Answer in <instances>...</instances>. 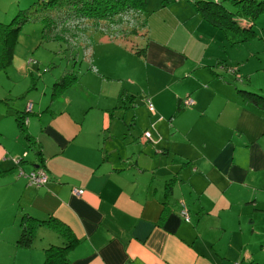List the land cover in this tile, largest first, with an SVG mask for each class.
I'll list each match as a JSON object with an SVG mask.
<instances>
[{"label": "crops", "instance_id": "obj_1", "mask_svg": "<svg viewBox=\"0 0 264 264\" xmlns=\"http://www.w3.org/2000/svg\"><path fill=\"white\" fill-rule=\"evenodd\" d=\"M148 58L158 65L157 80L144 95L117 63L110 76L96 72L103 87H89L82 75L58 95L46 97L45 83L27 88L20 102L5 97L0 175L10 215L3 216L0 244L13 252L7 264H46L44 245L52 243L68 245L63 264H226L219 233L254 230L247 220L264 206V108L236 95L244 79L230 81L219 69L211 70L215 77L195 71V60L189 64L154 42ZM186 95L193 104L176 111ZM28 103L25 127L33 144L11 114ZM28 163L45 167L44 184L28 183ZM20 212L55 217L70 234L53 227L37 232L44 239L40 256L32 242L15 244ZM7 224L15 228L4 229Z\"/></svg>", "mask_w": 264, "mask_h": 264}, {"label": "rangeland", "instance_id": "obj_2", "mask_svg": "<svg viewBox=\"0 0 264 264\" xmlns=\"http://www.w3.org/2000/svg\"><path fill=\"white\" fill-rule=\"evenodd\" d=\"M41 2L42 0H0L1 112L7 110V101L20 102L17 96L26 92L27 88L34 89V85L41 88L46 83L48 88L46 97H50L54 90H61L63 85L60 78L64 74L63 71L71 67L77 70L81 80L83 75V81L89 87L95 88L100 84L103 87V75H99L100 78L97 80L96 72L104 71L109 75L110 70L114 71L117 63L121 64L120 71L131 74L137 80L135 86L139 89L140 95H144L142 90L147 92V88L154 87L157 80V76L153 73L155 70L153 66L158 65L148 58L151 42L157 44L164 53L185 56L189 64L195 60V71L209 73L215 77L214 72L219 69L218 75L226 74L230 81L244 79L248 81L246 90L255 91L264 96V11L253 18L252 34L248 26L213 24L203 16L195 0H171L164 5L162 0H146L143 10V14L147 15L146 27L144 30L140 29V33L127 42L108 37L110 41L103 42L102 39L105 38L103 32L86 21L85 24L65 27L63 36L53 37L45 33L46 29H43L47 21L31 19L29 17L31 14L28 12L26 14L30 19L15 31L13 28L19 17L25 14L23 12L27 9L30 12ZM20 7L22 12L14 16L21 11ZM235 20L239 19L235 18ZM236 22L239 23V21ZM30 41L33 45L28 44ZM9 46L13 47L10 62H8ZM89 46L92 65L88 64L85 60L87 58L84 57L87 54L86 47ZM209 56L212 59H209ZM199 58L203 61L200 62ZM38 66L41 68L39 69ZM237 76H241L242 79ZM55 82L58 83L55 84ZM202 83L207 86V82ZM234 90L238 92L236 95L239 97L244 96L237 85ZM5 97L10 99L5 101ZM12 116L15 118L16 115L12 114ZM31 163L27 164L28 168L32 166ZM5 179V176L0 175V228L5 224L3 216L10 215V194L7 187L2 184ZM256 208L259 209L255 210V219L247 220V226H254V230L243 231L234 223L236 228L233 234L232 232H226L224 235L219 233L216 241L225 249L226 264H244L245 262L253 263L256 259L264 260V206ZM20 214L21 212L19 216ZM11 226L14 227L7 224L4 229H10ZM48 230L50 227L41 225L34 232L32 245L38 247L40 256H42L41 242L44 239L36 233H45ZM244 243L246 245H243ZM5 245L0 244V264H7L4 260L13 256V252Z\"/></svg>", "mask_w": 264, "mask_h": 264}, {"label": "trees", "instance_id": "obj_3", "mask_svg": "<svg viewBox=\"0 0 264 264\" xmlns=\"http://www.w3.org/2000/svg\"><path fill=\"white\" fill-rule=\"evenodd\" d=\"M145 1L146 0H42L41 4L33 7L30 12L28 9H25L26 11L23 12L25 14L22 15L24 17H19L13 29L15 31L18 30L25 21L30 19L26 14V12H28V14H31L29 15L31 19H45L47 22L44 24L43 29H46L45 33L53 37L63 36L65 27H72L88 22L94 28H98L102 31L105 37L110 39L113 38L120 42H127L140 33V29L144 30L146 27L147 15L143 14ZM169 1L171 0H162L163 5ZM195 2L203 16L213 24L215 23L220 26H228L231 24L243 25L244 27L248 26V30L251 34L253 32L251 30L253 18L261 11H264V0H195ZM20 10L21 11L17 12L14 16L22 12L21 7ZM240 17L242 18L240 19ZM235 18L239 20H235ZM236 21H239V23ZM41 34L43 35V30ZM86 50L87 54H85L84 57L87 59L85 60L88 64L92 65L90 46L86 47ZM12 54L13 47L9 46L8 62ZM66 69L60 78L63 88L61 90L52 91V96L60 94L66 86L81 80L77 70L73 67L68 70ZM57 83L58 82H55V84ZM247 84L248 81L238 84L244 97L247 98V100L253 101L259 107L264 108V96L255 91L246 90L248 89L245 88ZM182 101L183 97L178 99L176 111H179L183 105L185 106ZM16 102L17 101L14 103ZM15 110L14 112L11 111V114L16 115L15 119L19 129L28 138L29 142L33 144V139L29 136L28 132H26L25 127V121L28 111L31 110V106H26L25 109ZM25 154L26 151H24L22 155H18L14 161L19 162ZM39 166L41 165L38 164L36 167ZM55 219V217H51L50 215L41 217L34 214L32 215L28 212H22L19 216L20 233L15 240V244L19 246H28L31 244L35 230L42 224L50 228L53 227V230L59 231V233L70 234L69 229ZM67 247L68 245L53 243L46 246L44 248L45 263H65L67 260L65 253ZM261 264H264V260Z\"/></svg>", "mask_w": 264, "mask_h": 264}, {"label": "built area", "instance_id": "obj_4", "mask_svg": "<svg viewBox=\"0 0 264 264\" xmlns=\"http://www.w3.org/2000/svg\"><path fill=\"white\" fill-rule=\"evenodd\" d=\"M185 105H192L194 102V99L189 96L186 95L183 97V101H182ZM31 106V103H28V107ZM148 108L153 111L154 107L151 103H149ZM23 173L22 169H19V174ZM24 175L27 177V181L29 184L35 185V186H39L44 184L47 179H48V172L45 169L44 166H39V167H35L33 169H31L30 171L24 173ZM83 191L82 188L79 187H72V192L74 193H81ZM180 213L181 215L185 218V219H189V213H188V208L186 206V204L184 203V201H180ZM240 264V263H239Z\"/></svg>", "mask_w": 264, "mask_h": 264}]
</instances>
